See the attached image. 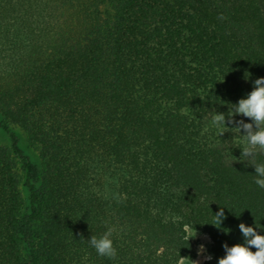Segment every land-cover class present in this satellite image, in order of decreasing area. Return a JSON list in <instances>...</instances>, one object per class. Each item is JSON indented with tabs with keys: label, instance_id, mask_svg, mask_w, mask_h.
<instances>
[{
	"label": "trees",
	"instance_id": "obj_1",
	"mask_svg": "<svg viewBox=\"0 0 264 264\" xmlns=\"http://www.w3.org/2000/svg\"><path fill=\"white\" fill-rule=\"evenodd\" d=\"M259 77L264 0H0V264H181L190 230L217 264L264 224V153L206 128Z\"/></svg>",
	"mask_w": 264,
	"mask_h": 264
},
{
	"label": "clouds",
	"instance_id": "obj_2",
	"mask_svg": "<svg viewBox=\"0 0 264 264\" xmlns=\"http://www.w3.org/2000/svg\"><path fill=\"white\" fill-rule=\"evenodd\" d=\"M246 80L250 79V74L245 73ZM252 90L235 103H228V111H210V119L207 128L215 129L219 135L226 132H235L242 142L239 162L249 165L255 160L259 153H264V77H259L252 81ZM241 119H236V117ZM246 118V119H245ZM254 167L255 184L264 188V163L250 164ZM216 224L222 225L225 218L224 207L214 214ZM216 224H212L216 226ZM243 243L229 246L223 245L225 254L220 257L217 264H264V224L257 223L238 225ZM219 228V227H218ZM114 228H108L101 236H91L88 239L90 246L96 254L102 257L113 258L117 254L113 241ZM253 248L256 249L253 251ZM206 246L200 245L197 254L203 256ZM206 260H211V256H205ZM199 264V262H195Z\"/></svg>",
	"mask_w": 264,
	"mask_h": 264
},
{
	"label": "rangeland",
	"instance_id": "obj_3",
	"mask_svg": "<svg viewBox=\"0 0 264 264\" xmlns=\"http://www.w3.org/2000/svg\"><path fill=\"white\" fill-rule=\"evenodd\" d=\"M15 131L17 132V135L20 139V144H19L20 147H22L24 152L30 156L31 160L36 165L40 166L41 165V159L39 157L38 152L31 146V144L28 142L27 137L19 128H15ZM0 143L4 144V145L9 144V140L4 135L2 130H0ZM189 235L193 239V241L195 242L196 255H195V257H193L191 259L182 260L181 264H195V262H199V264H204V262L207 261L204 257L205 256H211V245H212L211 237L207 234L197 233V232L192 231V230L189 231ZM202 244L206 246V252L204 253L203 256H200L197 254V249Z\"/></svg>",
	"mask_w": 264,
	"mask_h": 264
}]
</instances>
